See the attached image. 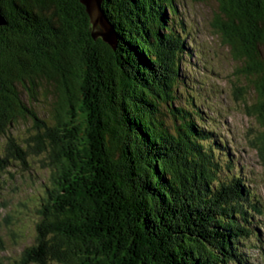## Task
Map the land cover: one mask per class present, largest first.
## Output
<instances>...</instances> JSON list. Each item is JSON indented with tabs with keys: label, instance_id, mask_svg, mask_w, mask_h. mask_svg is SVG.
Instances as JSON below:
<instances>
[{
	"label": "trees",
	"instance_id": "trees-1",
	"mask_svg": "<svg viewBox=\"0 0 264 264\" xmlns=\"http://www.w3.org/2000/svg\"><path fill=\"white\" fill-rule=\"evenodd\" d=\"M219 2L214 28L246 60L241 71L258 74L252 109L264 124V0ZM101 7L114 50L92 36L80 0H0V169L29 153L54 167L25 261L245 264L261 209L218 125L188 104L203 82L179 69L194 62L175 1ZM37 91L48 121L29 106ZM27 114L34 132L7 135ZM251 143L264 163V134Z\"/></svg>",
	"mask_w": 264,
	"mask_h": 264
},
{
	"label": "rangeland",
	"instance_id": "rangeland-1",
	"mask_svg": "<svg viewBox=\"0 0 264 264\" xmlns=\"http://www.w3.org/2000/svg\"><path fill=\"white\" fill-rule=\"evenodd\" d=\"M174 1L185 31L181 36L186 43L188 40L191 42L187 46L192 48L195 58H191L194 62L191 65L180 62L179 69L193 78L191 81L196 82L195 86H198V80L203 82V88H198L199 95L190 97L188 104L199 107L206 114L205 125L207 122L218 125L214 131L229 145V150L237 158V166L241 167L245 183L257 199L261 211H255L252 218L259 230V238H252L243 248V253L245 264H264V163L251 143L255 136L264 134V124L252 109V104L258 103L256 83L259 76L241 71L247 66L246 60L237 57L222 40L221 31L214 28L216 18L225 19L219 0ZM196 51L199 53L194 55ZM237 89L242 91V98L235 96ZM41 94L42 91H37L29 106L40 119L48 121L44 113L50 109V99L45 100ZM27 115L25 120H19L11 127L7 135L20 141L33 133V122ZM4 139L0 134V145ZM26 159V165L13 164L0 169L2 264H33L29 258L25 261L23 253L35 245L43 192L46 185L52 186L54 167L48 164V160L43 155L30 153Z\"/></svg>",
	"mask_w": 264,
	"mask_h": 264
},
{
	"label": "water",
	"instance_id": "water-1",
	"mask_svg": "<svg viewBox=\"0 0 264 264\" xmlns=\"http://www.w3.org/2000/svg\"><path fill=\"white\" fill-rule=\"evenodd\" d=\"M86 8L92 24V36H100L114 50L118 44V34L112 24L108 22L102 10V0H80ZM5 23L4 16L0 10V25ZM116 32V33H115Z\"/></svg>",
	"mask_w": 264,
	"mask_h": 264
},
{
	"label": "bare ground",
	"instance_id": "bare-ground-1",
	"mask_svg": "<svg viewBox=\"0 0 264 264\" xmlns=\"http://www.w3.org/2000/svg\"><path fill=\"white\" fill-rule=\"evenodd\" d=\"M108 22H109V20H108ZM110 23V22H109ZM111 24V23H110Z\"/></svg>",
	"mask_w": 264,
	"mask_h": 264
}]
</instances>
